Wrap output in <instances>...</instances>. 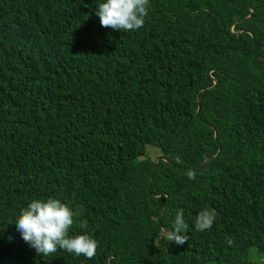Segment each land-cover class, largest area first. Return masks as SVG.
Returning a JSON list of instances; mask_svg holds the SVG:
<instances>
[{
    "label": "trees",
    "instance_id": "1",
    "mask_svg": "<svg viewBox=\"0 0 264 264\" xmlns=\"http://www.w3.org/2000/svg\"><path fill=\"white\" fill-rule=\"evenodd\" d=\"M101 2L0 0V264H264V106L237 85L264 71V0H149L131 32ZM49 198L93 258L24 241L15 221ZM179 211L182 245L163 238Z\"/></svg>",
    "mask_w": 264,
    "mask_h": 264
},
{
    "label": "clouds",
    "instance_id": "2",
    "mask_svg": "<svg viewBox=\"0 0 264 264\" xmlns=\"http://www.w3.org/2000/svg\"><path fill=\"white\" fill-rule=\"evenodd\" d=\"M149 0H103L96 8V15L100 18L101 26L110 27L113 30L131 32L143 27L148 13ZM36 14H26L27 19L33 20ZM36 81L42 84H36ZM215 84L217 80H214ZM53 83L51 72V59H47L36 71L35 81L38 86H47ZM237 85L248 91L256 106H264V71L259 75L245 76L237 81ZM190 179H195V172L187 173ZM80 211H73L67 204L55 198L46 201L32 200L21 211L15 221L17 231L25 242L43 256H50L58 250H64L76 256L93 258L97 253L98 242L87 234L69 235L70 228L74 225V217H78ZM216 218L215 209H204L196 215L195 228L197 231L211 229ZM81 228H87V221H81ZM189 225L184 218L183 211L176 213L173 226L163 238L178 245L189 240ZM227 243L234 242L226 238Z\"/></svg>",
    "mask_w": 264,
    "mask_h": 264
},
{
    "label": "rangeland",
    "instance_id": "3",
    "mask_svg": "<svg viewBox=\"0 0 264 264\" xmlns=\"http://www.w3.org/2000/svg\"><path fill=\"white\" fill-rule=\"evenodd\" d=\"M147 153L148 155L157 162L158 158L161 156L160 150L154 145H147Z\"/></svg>",
    "mask_w": 264,
    "mask_h": 264
},
{
    "label": "bare ground",
    "instance_id": "4",
    "mask_svg": "<svg viewBox=\"0 0 264 264\" xmlns=\"http://www.w3.org/2000/svg\"><path fill=\"white\" fill-rule=\"evenodd\" d=\"M164 64V63H163Z\"/></svg>",
    "mask_w": 264,
    "mask_h": 264
}]
</instances>
